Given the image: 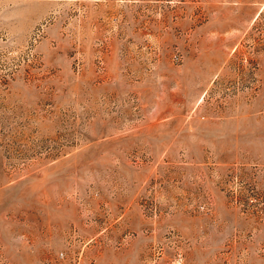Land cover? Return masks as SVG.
<instances>
[{
    "label": "rangeland",
    "instance_id": "1",
    "mask_svg": "<svg viewBox=\"0 0 264 264\" xmlns=\"http://www.w3.org/2000/svg\"><path fill=\"white\" fill-rule=\"evenodd\" d=\"M0 264H264V0H0Z\"/></svg>",
    "mask_w": 264,
    "mask_h": 264
}]
</instances>
